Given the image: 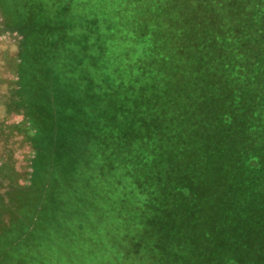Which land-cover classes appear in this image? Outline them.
<instances>
[{
  "label": "rangeland",
  "instance_id": "1",
  "mask_svg": "<svg viewBox=\"0 0 264 264\" xmlns=\"http://www.w3.org/2000/svg\"><path fill=\"white\" fill-rule=\"evenodd\" d=\"M71 7L73 28L41 41L37 53L29 50L39 43L33 34L43 4L0 0V200L11 186L45 187L47 209L28 245L40 243L46 257L68 264L82 256L83 264H114L128 254L133 264L136 255L148 264L168 257L222 264L209 260L222 248L214 218L204 217L210 189L220 208L212 194L208 211L234 229L231 237L248 244L264 225V157L255 171L246 167L257 175L244 177L241 167L226 174L219 154L231 140L245 168L264 147V0H74ZM48 65L56 74L37 91L35 71ZM21 91L36 97L30 121L24 108L10 107ZM44 120L48 139L38 131ZM79 122L87 130L76 129ZM125 129L127 148L111 138ZM92 132L103 145L91 143ZM11 216L0 214V231ZM237 258L249 264L246 249ZM7 263L36 264L16 256Z\"/></svg>",
  "mask_w": 264,
  "mask_h": 264
},
{
  "label": "trees",
  "instance_id": "2",
  "mask_svg": "<svg viewBox=\"0 0 264 264\" xmlns=\"http://www.w3.org/2000/svg\"><path fill=\"white\" fill-rule=\"evenodd\" d=\"M32 1H33V3H39V4L42 3L43 7H44L43 18L38 20L39 22H36V23H39V25H40L39 30H38V32H35V30H34L35 34H33L34 36L39 37V43L34 44L32 46V48L29 50L31 52L37 51V53H38V51H40L39 48H40L41 41H44L47 37H50L51 35H54V34L57 35V37H62V36H64L65 33H67L69 31V29L73 28L71 26L72 15H73V11H72L71 6H73L74 0H62V2H59L60 0L59 1L58 0H32ZM59 15L61 16V18H58ZM70 33H68L67 35H69ZM22 34L25 35L26 33L22 32ZM24 47H26V46H23V47L21 46V48H24ZM22 51H24V50H22ZM46 67L47 68L42 67V69H38L37 71H35V74H34V81H35L34 83L35 84H34V86H35V89L37 91L41 90L42 85L45 88V85L48 82L45 80L54 78V76L56 74L55 69L52 68L50 65H48ZM39 73H40L41 77H39ZM22 90L24 91L25 88H22ZM34 99H36V97H35V95H33V92L30 94V96L26 97L25 93L21 91L18 100H15V103L13 105H10V107L13 110L16 108V106H20L21 108H24L26 116L30 120V117H36V114L34 113V109H35V105H36V103H33ZM232 119H233V117H232ZM34 120H31V121L34 122ZM42 125L43 126H42L41 130H38V131H39V134L43 133L45 135L46 134V121L45 120H44V123H42ZM76 125H77L76 129H80V130L81 129L87 130V127H88L87 125H84L83 123H80V122ZM227 125L232 126L233 132H234V130L236 129V127L234 126L235 125L234 122L228 123ZM55 128L56 127L54 126V128H53L54 131H56ZM32 129H37V127L34 125L31 127V130ZM44 130H45V132H44ZM209 130H210V128H209ZM46 135H47V139H48V137L50 135H48V134H46ZM28 137L30 139V135ZM232 137H233V134H232ZM232 137H231V139H232ZM111 138L113 140H118L121 145H123L124 147L127 148L128 147L127 139H130V134L128 132V129H125L124 132L120 131V132L114 133V135H112ZM49 141H51V140H49ZM77 141L78 140H70V142H73L74 144L79 143ZM103 141H104V139L98 133L92 132V142L91 143H94L97 146H100V145H103ZM66 142H67V140H66ZM81 144L82 143H79L78 145H81ZM261 144H264V143H261ZM226 150L231 151V153H232L231 159H229L223 153V151H226ZM219 154H220L221 159H222L223 164H224L223 165L224 172L230 171L229 173H231L232 171L236 170L237 167H241V173L244 174L243 175L244 177L245 176L252 177L250 174H253V176H254V174L257 175V173L256 172H249L246 169V167L251 168L253 171L260 168V164H261L260 161H262L263 157H264V147L260 148V150L258 152H255L253 154V156L251 157V162L246 164L245 168L241 165V162L239 161V159L234 154V148L232 146L231 140H229V142L225 141V144H223L221 146V151ZM41 164H42V162H41ZM216 165L220 166V165H222V163L216 161ZM245 169H246V173H245ZM229 173H226V174H229ZM33 177L36 180L39 177V174L36 173V174H34ZM217 177H218V174H216V178L215 177L212 178L213 179L212 184H213L214 188H215L214 185L218 179ZM32 181H33V179H32ZM258 185L259 186L263 185L261 178L258 180ZM36 186L37 185L34 184V181H33L32 187H29V188L16 187V191H18L19 194H15L14 195L15 198H13V200L18 205L22 206V208H24V206H25L24 205L25 199L26 200H38L39 202L41 201V202L45 203V200L47 198V195L45 193V191H46L45 187L42 189H39ZM210 186H211L210 183L205 185V187H208V188H210ZM212 194H214L216 196V201L214 202V203H216V207L220 208L218 205L217 194L213 193L212 189H210V196L209 195L208 196L211 199H213L211 196ZM208 196L206 198V203L203 206L204 217L208 213L209 215H212V217L214 218V221L210 227H211V229H213L214 236L217 238L216 241L222 246V248H220V251L217 249V245L215 246L216 249L214 248L213 250L216 251V253H218L219 255L217 258L215 256V258H211V259L209 258V260H215L216 259V261L221 260L225 264H234V262H232V260L234 259V256L239 255L240 251L242 249H246V253H248V255H249V258H248L249 264H264V259L262 257H260L262 250L264 253V243H262L264 241V225L261 226V228L259 229V231H260L259 237L256 238V240H249L248 244H246L247 240L244 241L239 237H231L230 234L233 233L234 229H228L224 224H220L221 216L217 212L208 211V207L206 206V204L209 203V201H208L209 197ZM219 212H220V210H219ZM191 219H192V217H191ZM200 226H202V225H200ZM204 227H206V226H204ZM2 242L3 241L0 240V245ZM180 248L183 249L184 246H182ZM180 248H178V249H180ZM127 254H126V256H127ZM202 254H203L202 255L203 257L206 256L205 253L202 252ZM132 255L128 254L127 257H122L120 259L118 258L117 260L114 261V264H117V261L120 262V264H133V263H131ZM176 255H179V253ZM246 255H243V256H246ZM209 256H212V257L214 256L213 251L209 253ZM133 259L137 262V264H148L150 262V260L147 259V257L140 256V255L133 256ZM162 260H160L158 263L153 262V264H162ZM236 261H237L236 264H240L239 258H237ZM169 262H170V260L168 257L167 260L165 259L163 264H170ZM83 263H84V261L81 262L80 264H83Z\"/></svg>",
  "mask_w": 264,
  "mask_h": 264
},
{
  "label": "crops",
  "instance_id": "3",
  "mask_svg": "<svg viewBox=\"0 0 264 264\" xmlns=\"http://www.w3.org/2000/svg\"><path fill=\"white\" fill-rule=\"evenodd\" d=\"M59 2H62V0ZM39 77H41L40 73ZM25 118H27L26 114ZM30 123L33 124L34 122L31 121ZM24 126L26 127L25 124ZM39 130L41 129L39 128ZM27 133L28 136L32 133L31 126L28 128ZM33 176L34 174H30V182H32ZM32 185L33 184H30L24 188L32 187ZM15 194H19V192L16 191V185L11 186L10 190H8V194H5L3 196L4 198L0 200V214L9 213L12 215L11 223L3 225L0 231V240L3 241L0 245V264H5L14 256L18 257L19 262L32 260L36 262V264H41L39 260L41 258H46L49 264H68L67 261L62 258L56 259L54 256L46 257L45 253L42 251L43 246H41L40 243H36L30 250L28 236L33 232V224L39 221V216L47 209L45 206L46 203L39 202L38 200H26L24 198L25 206L22 208V206L18 205L13 200ZM7 198H9V201L5 204ZM83 261L84 257L82 256L81 262ZM80 263L78 262L77 264Z\"/></svg>",
  "mask_w": 264,
  "mask_h": 264
}]
</instances>
